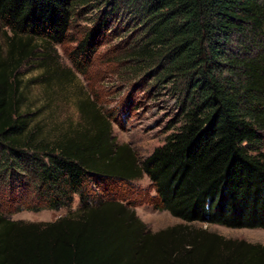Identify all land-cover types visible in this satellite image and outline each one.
I'll return each mask as SVG.
<instances>
[{
  "label": "trees",
  "instance_id": "1",
  "mask_svg": "<svg viewBox=\"0 0 264 264\" xmlns=\"http://www.w3.org/2000/svg\"><path fill=\"white\" fill-rule=\"evenodd\" d=\"M89 1L0 0V29L12 35L7 54L0 47V172L30 176L36 211L70 208L76 196L80 205L47 224L0 215V264H233L216 261L217 253L200 257L217 248L215 238L181 235V227L152 233L133 210L92 189L147 176L158 209L175 218L264 229V0H104L111 7L74 58L91 61L125 6L144 33L130 57L165 65L158 75L179 94V120L142 162L117 144L110 117L89 98L80 103L81 123L52 140L21 110L23 61L39 47L64 44L77 8ZM226 248L240 253L237 264H264V247Z\"/></svg>",
  "mask_w": 264,
  "mask_h": 264
},
{
  "label": "rangeland",
  "instance_id": "2",
  "mask_svg": "<svg viewBox=\"0 0 264 264\" xmlns=\"http://www.w3.org/2000/svg\"><path fill=\"white\" fill-rule=\"evenodd\" d=\"M105 7L111 5L105 4L104 0H92L86 6H79L70 38L64 44L39 47L23 61L19 69V86L23 95L21 110L32 115L31 127L35 126L39 135L52 140L81 123L80 103L89 98L110 117L117 144L129 146L137 160L142 162L156 147L165 143L174 129L172 126L179 120V94L174 85L158 75L165 65L161 67L151 62L150 66V61L140 64L130 57L140 48L144 33L140 22L128 14L125 6L120 8L111 30L91 61L87 63L74 58L72 51L84 39L87 30L95 26ZM11 36L6 29H0V47L4 54H7ZM45 55L50 57L45 58ZM20 173L9 177V171L0 172V215L6 221L47 224L77 213L80 206L78 196L70 208L59 211L32 209L34 204L38 205L32 201L35 195L33 181L29 175ZM92 191L106 203L118 202L123 204L126 212L133 210L135 217L152 233L181 227L184 229L180 230L181 235L191 231L215 238L212 240L217 243V248L210 253L200 252V257L207 256L205 260L208 261L217 253L220 259L216 261L224 258L223 262L230 259L237 264L240 253L225 249L226 243L264 247V229L190 223L158 209L156 192L147 176L130 182H113L109 187L100 186ZM187 245H182L181 255Z\"/></svg>",
  "mask_w": 264,
  "mask_h": 264
}]
</instances>
